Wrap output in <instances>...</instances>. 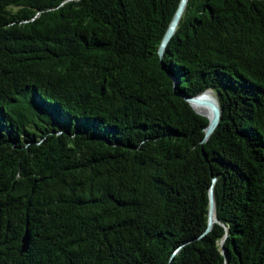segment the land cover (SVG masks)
<instances>
[{"label": "trees", "instance_id": "1", "mask_svg": "<svg viewBox=\"0 0 264 264\" xmlns=\"http://www.w3.org/2000/svg\"><path fill=\"white\" fill-rule=\"evenodd\" d=\"M177 2L0 0V264H264V0Z\"/></svg>", "mask_w": 264, "mask_h": 264}, {"label": "water", "instance_id": "2", "mask_svg": "<svg viewBox=\"0 0 264 264\" xmlns=\"http://www.w3.org/2000/svg\"><path fill=\"white\" fill-rule=\"evenodd\" d=\"M186 1L187 0H178L177 2V5L168 21V24L161 36L160 42L157 47V54L159 57L162 56L163 49L174 32V29L181 16V13L184 9ZM207 92H212V91L204 90L201 93L196 94L194 96H186V95L182 96V98L188 102V104L191 106L193 110H194L193 104L207 106L211 110L210 116H206L205 114H202L194 110L196 113H199L207 117L208 119V123L204 127V135L201 140L202 142L206 141L209 138V136L213 133L220 119V108H219L218 101L215 97L213 100L206 98L204 95ZM208 195H209V208H208L207 226H206L204 233L208 232L211 229L213 223L217 221V218L215 215V201H214V194H213V185L210 186ZM26 246H27V241H26V235L24 233L21 239L20 250L24 251L26 249Z\"/></svg>", "mask_w": 264, "mask_h": 264}, {"label": "bare ground", "instance_id": "3", "mask_svg": "<svg viewBox=\"0 0 264 264\" xmlns=\"http://www.w3.org/2000/svg\"><path fill=\"white\" fill-rule=\"evenodd\" d=\"M206 98L208 99H214V95L212 92H207L204 95ZM193 108L194 110H196L197 112H200L202 114H205L206 116H210L211 115V110L209 107L207 106H202V105H197V104H193Z\"/></svg>", "mask_w": 264, "mask_h": 264}]
</instances>
